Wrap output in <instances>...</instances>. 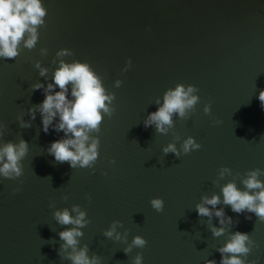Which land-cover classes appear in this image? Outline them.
Here are the masks:
<instances>
[{
  "label": "water",
  "instance_id": "water-1",
  "mask_svg": "<svg viewBox=\"0 0 264 264\" xmlns=\"http://www.w3.org/2000/svg\"><path fill=\"white\" fill-rule=\"evenodd\" d=\"M41 5L46 15L36 45L28 49L21 41L15 59L0 57V146L21 139L28 144L23 175L0 177V264H71L60 250L59 233L73 225L58 224L54 213L68 209L75 217L73 206L88 221L78 247L87 245L88 256L100 257V264H133L137 254L142 264H220L218 249L237 231L256 245L246 264H264V222L254 213H234L222 195L227 183L245 191L246 174L264 171V110L258 99L264 91V0ZM62 50L70 54L58 56ZM61 61L88 64L111 97L106 104L112 115L102 112L100 131L89 133L100 140L90 168L56 162L48 148L64 133L50 126L45 134L40 113L34 120L29 115L44 99V88L33 86L52 83ZM40 68L47 69L45 75ZM178 84L196 88L198 102L184 118L173 113L167 133L155 125L145 128ZM21 120L31 127H20ZM58 122L57 117L53 124ZM189 137L201 147L185 154L182 144ZM169 144L180 154H165ZM224 168L229 172L221 176ZM258 178L264 182V175ZM213 195L220 197L213 212L223 209L231 224L197 214L196 205ZM156 198L164 201L162 212L151 207ZM114 222L119 223L109 239L104 232ZM221 227L224 235L214 237L211 229ZM136 236L146 246L125 254Z\"/></svg>",
  "mask_w": 264,
  "mask_h": 264
},
{
  "label": "clouds",
  "instance_id": "clouds-1",
  "mask_svg": "<svg viewBox=\"0 0 264 264\" xmlns=\"http://www.w3.org/2000/svg\"><path fill=\"white\" fill-rule=\"evenodd\" d=\"M46 10L41 5V0H0V57L7 60H13L18 56V47L21 41L24 47L32 49L38 40L37 27L43 24V17ZM66 50L57 53L58 56L68 55ZM129 63H131L129 61ZM40 67L39 64L36 65ZM47 69L40 68V74L43 76ZM120 82H117L119 86ZM71 85V97L68 98V86ZM44 88V99L42 103L29 109L31 119H35V113L38 111L41 116L43 132L47 134L50 126L57 133L63 132V139L51 143L48 148V154L55 158L58 163L67 162L70 167L90 168L96 162L99 156L100 140L98 137H91L89 133L99 132L103 116L102 112L109 117L114 110H110L106 104L111 103V97L104 94L101 83L90 67L86 63H64L61 61L59 68L54 72L53 82L47 87L43 84L33 86V91ZM59 89L56 91L55 89ZM196 88L178 84L175 90H169L164 95L163 106L156 112L151 113L144 122L145 128L155 125L160 133H167L168 128L172 127V114L178 113L181 118L186 115V109H191L198 102L199 97L192 93ZM262 110H264V91L259 93L258 97ZM210 112V104L206 105L205 113ZM58 117V123L53 121ZM167 126V127H166ZM20 127L30 128L31 123L20 121ZM0 132V136H2ZM201 147L195 140L189 137L182 144L183 153L189 154L193 150ZM167 154L172 152L176 155L180 153L174 144H169L163 149ZM28 153V144L21 139L19 143L7 142L0 146V177L9 180H16L23 175L21 161ZM115 164V160L111 161ZM229 169L221 170V176ZM264 175V171L255 169L246 174L242 180L245 191L237 188L235 183H227L222 188L223 203L231 206L234 213L241 214L245 211L254 213L255 216L264 222V182L258 177ZM14 193L20 191L19 188L13 190ZM66 199V197H65ZM90 199V197H89ZM220 203V197L213 195L210 199L202 198V203L196 205V212L199 216L212 218L213 215L219 219L221 225L232 223L231 217H225L223 209H216ZM151 207L157 212H162L164 201L156 198L150 201ZM51 206V205H50ZM72 212L77 213L73 217L68 209L56 211L54 219L60 225H73L59 233L60 240L64 241L60 245L61 252L67 253L64 257L71 261V264H100V257L88 256V246L79 248V240L82 237L81 228L85 227L88 221L85 220L86 212L81 211L79 206H73ZM245 219H251L246 216ZM119 222H114L112 228L104 232V235L112 239L115 228ZM122 226V225H121ZM214 237L224 235V228L211 229ZM115 239L120 240L121 236L116 233ZM146 240L136 236L132 244L125 249V254L131 251L132 247L143 249L146 246ZM255 242L250 239L249 234L235 232L230 236L223 247L219 248L221 259L220 264H246V260ZM68 249H71L69 252ZM243 257V258H242ZM142 255L137 254L133 264H142ZM206 264H216L215 260H209Z\"/></svg>",
  "mask_w": 264,
  "mask_h": 264
}]
</instances>
